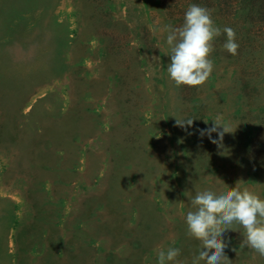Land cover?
<instances>
[{
  "label": "rangeland",
  "instance_id": "374dc122",
  "mask_svg": "<svg viewBox=\"0 0 264 264\" xmlns=\"http://www.w3.org/2000/svg\"><path fill=\"white\" fill-rule=\"evenodd\" d=\"M192 3L238 48L216 38L209 78L177 86L167 30ZM215 178L264 199V0H0V264H157L161 245L201 264L182 213ZM231 229L225 264H264Z\"/></svg>",
  "mask_w": 264,
  "mask_h": 264
},
{
  "label": "clouds",
  "instance_id": "9594fccd",
  "mask_svg": "<svg viewBox=\"0 0 264 264\" xmlns=\"http://www.w3.org/2000/svg\"><path fill=\"white\" fill-rule=\"evenodd\" d=\"M222 35L225 37L222 48L235 54L238 48L235 29L230 25H217L210 9L190 4L184 12L182 25L169 26L167 30L168 78L177 86L203 84L214 69V62L210 58L215 50L214 41ZM175 119L182 128L190 127L194 120ZM230 124L226 117L217 114L210 127L199 132L201 136L207 135L217 142L213 132L218 135L228 132L221 129ZM216 181L221 188L205 185L194 194L190 192L191 208L182 213L188 233L201 239V246L197 248L193 260L198 259L201 264H225L229 260L225 254L229 244L226 235L232 231L231 225L234 223L244 230L242 243L264 256V199L247 187L241 188L242 180L237 181L235 186H227L218 179ZM156 254L157 264H180L177 261L179 248L161 245L156 249Z\"/></svg>",
  "mask_w": 264,
  "mask_h": 264
},
{
  "label": "bare ground",
  "instance_id": "6f19581e",
  "mask_svg": "<svg viewBox=\"0 0 264 264\" xmlns=\"http://www.w3.org/2000/svg\"><path fill=\"white\" fill-rule=\"evenodd\" d=\"M58 160V159H57ZM59 161V160H58ZM50 162H51V160H50ZM64 171V170H63ZM54 173V172H53ZM71 174V173H70ZM49 176V175H48ZM54 177V176H53ZM57 183V182H56ZM43 200V199H42ZM159 235V234H158ZM141 241V240H140ZM158 242V241H157ZM149 244V243H148ZM133 254V253H132ZM134 260V259H133ZM133 264V263H132Z\"/></svg>",
  "mask_w": 264,
  "mask_h": 264
}]
</instances>
